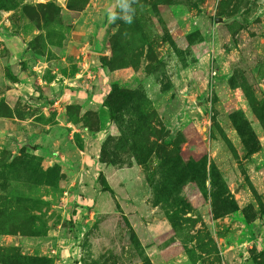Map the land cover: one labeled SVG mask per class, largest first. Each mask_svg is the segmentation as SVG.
Listing matches in <instances>:
<instances>
[{
	"label": "rangeland",
	"instance_id": "374dc122",
	"mask_svg": "<svg viewBox=\"0 0 264 264\" xmlns=\"http://www.w3.org/2000/svg\"><path fill=\"white\" fill-rule=\"evenodd\" d=\"M114 4L0 0V264H264V0Z\"/></svg>",
	"mask_w": 264,
	"mask_h": 264
},
{
	"label": "clouds",
	"instance_id": "9594fccd",
	"mask_svg": "<svg viewBox=\"0 0 264 264\" xmlns=\"http://www.w3.org/2000/svg\"><path fill=\"white\" fill-rule=\"evenodd\" d=\"M138 0H115V4L107 9L109 23H115L117 20L131 25L136 13L135 4Z\"/></svg>",
	"mask_w": 264,
	"mask_h": 264
},
{
	"label": "crops",
	"instance_id": "0c3cea01",
	"mask_svg": "<svg viewBox=\"0 0 264 264\" xmlns=\"http://www.w3.org/2000/svg\"><path fill=\"white\" fill-rule=\"evenodd\" d=\"M104 106V105H103ZM106 109V112L107 113H105V114H103V113H101V114H103L102 115V117H101V121H99L100 122V124H99V128H98V131L99 132H102V131H104V130H106L107 129V127H108V123H109V113H108V109H107V107H102V106H100L99 107V110H100V112L103 110H105Z\"/></svg>",
	"mask_w": 264,
	"mask_h": 264
},
{
	"label": "water",
	"instance_id": "95a60500",
	"mask_svg": "<svg viewBox=\"0 0 264 264\" xmlns=\"http://www.w3.org/2000/svg\"><path fill=\"white\" fill-rule=\"evenodd\" d=\"M223 21H224V19L222 17H216V19H215L216 23L223 22ZM103 34H104V27L101 29V32H100V35H99V41H98V42H100L99 49L102 48L101 39L103 37Z\"/></svg>",
	"mask_w": 264,
	"mask_h": 264
},
{
	"label": "trees",
	"instance_id": "16d2710c",
	"mask_svg": "<svg viewBox=\"0 0 264 264\" xmlns=\"http://www.w3.org/2000/svg\"><path fill=\"white\" fill-rule=\"evenodd\" d=\"M107 22H108V20L104 21L102 27H105V26L107 25ZM103 105H104L105 107H107V109H108V113H109V115L111 116V110H110V107H109L107 104H103Z\"/></svg>",
	"mask_w": 264,
	"mask_h": 264
}]
</instances>
